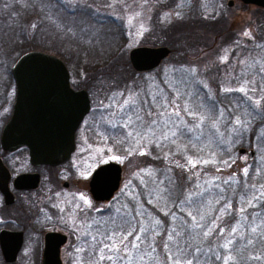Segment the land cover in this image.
Masks as SVG:
<instances>
[{"label":"snow or ice","instance_id":"1","mask_svg":"<svg viewBox=\"0 0 264 264\" xmlns=\"http://www.w3.org/2000/svg\"><path fill=\"white\" fill-rule=\"evenodd\" d=\"M244 35L250 37L248 32ZM226 60L222 58V62ZM176 72L174 79L162 82L166 87L153 85L127 95L114 94L102 123L133 145L129 155L134 151L148 155L145 149L150 144L175 146L176 151L166 152L164 158L183 156L186 163L176 160L175 167L189 175L178 180L169 168L157 179L153 170H142L148 177L142 183L156 199V204L147 201L153 205L151 211L133 195L131 203L116 208L107 219L86 214L82 235L88 264H264L260 253L242 254L257 244L264 246V184L249 182L248 168L243 169V178L235 173L227 178L209 176L207 169L217 164L215 152H208L207 158L203 154L213 143L221 142V125L238 132L256 117L264 121V96H254L255 82L245 80L239 87L223 88L220 99L204 91L206 84L200 86L195 67ZM224 100L233 106L225 107ZM190 150L196 154L189 155ZM198 167L205 169L203 181L200 171L192 172ZM222 171L216 168V172ZM80 199L91 207L85 197Z\"/></svg>","mask_w":264,"mask_h":264},{"label":"rangeland","instance_id":"2","mask_svg":"<svg viewBox=\"0 0 264 264\" xmlns=\"http://www.w3.org/2000/svg\"><path fill=\"white\" fill-rule=\"evenodd\" d=\"M70 5L83 4L95 12L99 22L105 23L112 19L113 25L100 27L94 25L93 28L82 29L83 27L76 26L74 29L66 33L69 38H102L111 37L112 34H118L121 39L124 40V45L120 47L119 51L115 54L116 56L114 65H109L105 69V74H102L100 69H96L92 63L89 67L90 70L85 71L82 66L76 65V60L72 54H76V48L73 47L65 49L71 46L70 43L65 42L64 37H58L47 22L41 25L40 28H35L33 25L30 26L24 38L21 39L20 44L16 45L17 41L10 40L11 35L18 28L14 23L12 26H0V39L6 40L5 50L0 55V82L3 84L7 79V72L5 66L11 67L13 65L12 55H17L21 48L38 50L41 52H50L54 54H63L66 52L69 54L67 57L69 61L68 68L72 79L76 76L82 82H114L123 81L127 82L122 84L118 88H114L110 92L109 98L114 94L121 92L127 95L131 90H139L143 88H149L153 85H163L162 82L169 79H174L177 75V69H191L193 67L197 70V79L200 81V86L207 85L204 91L209 92L212 95L223 99L224 93L222 89L225 87H239L242 81H254L256 92L252 93L254 96H264V9H256L253 6L241 5L234 1L233 6H227L228 0H63ZM1 2V0H0ZM2 15H0L1 19ZM85 20L83 14L76 16L74 21L69 24L74 26L78 20ZM196 18L207 21H218L214 26L205 27L202 25H196L197 30L199 27L200 37H196L194 42H188L183 38L180 39L181 35L186 34L189 29L185 25H180L179 22L194 21ZM115 19V20H113ZM131 20V24L129 23ZM75 22V23H74ZM91 22V21H90ZM92 23V22H91ZM94 23V22H93ZM115 23V24H114ZM178 26H177V24ZM175 27L178 34L173 36L170 34L172 25ZM82 25L85 26L82 22ZM56 27L53 25L52 27ZM172 27V28H171ZM67 28V26H66ZM203 31L206 33L202 35ZM18 32V31H17ZM250 33L249 36H245L244 33ZM21 34V33H19ZM18 34V35H19ZM10 37V39L8 38ZM89 37V38H88ZM185 37H188L186 35ZM8 38V39H7ZM60 38V39H59ZM172 38V39H169ZM170 40L171 45L176 49L174 55H170L167 59L163 60L158 68L151 72L137 73L131 67L128 60V53L130 49L138 46H165ZM180 40V41H179ZM81 42H87L86 39H82ZM79 46V45H78ZM168 47V45H166ZM169 48V47H168ZM170 49V48H169ZM32 51V50H31ZM93 51V54H97ZM29 52V51H28ZM171 52V49H170ZM2 54L4 57L2 58ZM56 54V55H57ZM184 54L188 56L185 57ZM7 55V56H5ZM227 57L225 62H222V58ZM60 59V58H59ZM61 60V59H60ZM176 61V62H175ZM64 63V62H63ZM65 64V63H64ZM135 72V75L130 74L128 68ZM112 68L114 71L110 75L109 70ZM100 73L102 75H100ZM94 76L98 77L97 79ZM128 76V77H127ZM93 78L92 80H87ZM100 78L105 80H100ZM104 82V83H105ZM106 84L100 85L101 89H104ZM249 84V87H252ZM93 88V85H89ZM87 88V87H86ZM92 90V89H91ZM110 90V89H107ZM5 88L0 87V100L3 101ZM229 95H240L239 93H231ZM124 97H121V102ZM111 100L106 99L104 107L110 104ZM223 104L225 107H232L233 105L224 100ZM7 110L5 112H9ZM243 111V110H241ZM107 114H103L102 117H106ZM102 117L97 120V124L93 131L95 135L89 137L88 142L90 144L97 145L89 151L79 153L76 157V161L81 162L84 167L88 165V168H94L98 164L105 162L118 163L122 167V181L118 191L114 194V197L106 205H99L100 210L99 219H107L109 215H114L116 208L121 207L126 203H131V197L137 196V202L143 204L146 210H152L153 205L148 204V199L153 200V204H156V199L150 197L148 194L147 187L142 183V179L147 180L148 177L144 175L142 170L151 169L155 172L156 178L159 179L161 174L167 169L171 168L172 174L175 172L180 178L187 179L189 173L183 172L182 169L175 167V161L179 160L180 163H186V160L181 155L169 156L165 159V153L170 151H176L175 146L156 147L155 145H148L146 151L148 155H139L137 151L129 155V149L133 148V145L123 141L115 130H109L107 124L102 123ZM234 118V117H233ZM242 119H251V117H243ZM261 122V123H258ZM264 121L260 117H256L248 125L247 128H242L240 131H232V126L221 125L220 131L224 133L222 137H218L221 141L219 144L213 143L210 149H206L205 157L207 158L208 152H215V159L217 164L210 166L207 169L209 176H220L227 178L230 174L235 173L238 178H243V169L248 168L249 173L251 172V178L249 182L256 183L257 185L264 184V126L261 124ZM83 139L80 140L79 144H83ZM240 148L252 149L255 152L254 159L248 161L246 155H239L238 150ZM196 154L194 150L189 151V155ZM111 157H119V159H111ZM226 161V163H222ZM231 164V167H228ZM222 168L224 171L216 172V168ZM83 171V170H82ZM201 172V181H203V172L205 169L197 168L193 169L192 172ZM260 173L257 175V173ZM84 176V173H83ZM195 179V177H194ZM191 186V185H189ZM238 199V197L236 198ZM157 209H160L161 205H156ZM238 208L239 205H236ZM167 210V209H164ZM162 219V211L159 213ZM85 251L72 250L69 254L72 257L87 256V248ZM31 248L24 246L22 252L23 256H29ZM248 251V250H247ZM252 254L260 253L264 255V246L257 244L256 247L252 248ZM22 256V257H23ZM245 256V255H244ZM0 260L2 257L0 255ZM25 263L24 261L22 264ZM0 264H5L3 261Z\"/></svg>","mask_w":264,"mask_h":264},{"label":"flooded vegetation","instance_id":"3","mask_svg":"<svg viewBox=\"0 0 264 264\" xmlns=\"http://www.w3.org/2000/svg\"><path fill=\"white\" fill-rule=\"evenodd\" d=\"M234 1L241 5L264 9L257 3L246 4L241 0H228L227 6H233ZM230 2H232L231 5H229ZM12 67L13 65L4 67L7 79L3 84L0 82V87L5 88L4 99L0 100V231L22 233V245L14 264H22L23 261L25 262L23 264H45V239L49 233L65 238V242L59 246L60 264H88L87 256L81 257L76 254L77 256L72 257L69 254L72 250L76 252L79 248H87L85 237L82 235L86 214L89 218L99 219L101 213H99L100 210L97 211L98 206L110 202V200L103 202L95 200L90 191L93 173L110 161L89 169L88 165L84 167L81 162L76 161V157L79 153L98 147L90 144L88 139L95 135L93 130L97 120L109 111L104 107V102L110 99V90H107L110 89V82L84 83L76 76L72 79L66 67L69 73L70 89L73 92L86 91L89 111L74 131V150L69 159L59 165L38 164L31 160L27 146L12 150H5L2 147L3 128L12 115L16 98ZM99 83L100 85L106 84L104 89H101L102 86L98 87ZM91 84L93 88L89 87ZM52 93H55L57 98L58 92L52 91L50 94ZM61 95L65 97L63 101ZM7 107L8 113L5 112ZM66 110V92H62V94L59 93L58 103L48 107L47 116L62 120ZM70 110L72 112L76 110L74 103L70 105ZM61 133L62 130H58L57 134ZM85 138L84 143L80 145V140L83 141ZM4 192H8L7 198ZM81 196L87 199L91 207L84 204V201L80 199ZM81 208L84 209L83 212L80 211ZM24 246L31 248L29 256L22 255ZM2 261L4 262L3 258Z\"/></svg>","mask_w":264,"mask_h":264},{"label":"water","instance_id":"4","mask_svg":"<svg viewBox=\"0 0 264 264\" xmlns=\"http://www.w3.org/2000/svg\"><path fill=\"white\" fill-rule=\"evenodd\" d=\"M264 7V0H241ZM232 2L229 3L231 5ZM171 54L166 46H138L130 49L128 60L137 73L151 72ZM16 84L13 112L5 124L2 147L12 150L27 146L34 163L59 165L67 161L74 150V131L89 111L85 90L73 92L69 87V73L62 60L54 55L32 50L21 55L12 67ZM57 91V98L55 93ZM66 92L67 110L62 120L48 117V107L58 103L59 93ZM65 97L61 95L63 101ZM74 103L75 111L70 110ZM59 118V117H58ZM62 130L61 134H57ZM239 155L254 159L252 149L240 148ZM122 167L110 162L100 166L92 175L90 191L97 201H109L118 190ZM4 191V190H3ZM5 198L8 192H4ZM45 264H60L59 246L65 238L55 233L46 235ZM22 233L0 231V252L6 264H14L22 245Z\"/></svg>","mask_w":264,"mask_h":264},{"label":"trees","instance_id":"5","mask_svg":"<svg viewBox=\"0 0 264 264\" xmlns=\"http://www.w3.org/2000/svg\"><path fill=\"white\" fill-rule=\"evenodd\" d=\"M92 7H88L85 6L83 4H74L73 6L68 4L67 2H64L63 0H1L0 2V15H2L1 19H0V26H12L14 25V23L16 24V26L18 27L16 29V31H14L13 35H11V38L8 37L10 40L13 41H17L16 45L21 41L22 38H24L25 34L30 31V26L31 25H35L36 29L40 28L41 25L45 24V23H49L51 30L55 33L58 34V37H61L62 40V36L65 39V42L69 41V42H73V43H77V46H74L75 44L70 43L71 46H68V48H66V44H65V49H69L73 47L76 48V54H72L73 58L76 60V65L82 66L84 68L85 71L90 70V66L92 63H96L93 66L98 70L100 69V71L102 72V74H105V69H102L103 67H108L109 65H114L116 64L115 59H116V55L115 53L119 51L120 47H122L124 45V40L121 39V36L118 34H112L113 36L111 37H104L102 36V38H109V39H99L97 40L96 38H90L87 39V37L84 38H69V36H66V33L69 32L70 30L74 29L76 26L78 27H83L82 29H87V28H93L94 25H98L100 27H105V26H110L113 25V21L112 19L105 21V23L103 22H99L98 17L96 16V14H94L95 12L91 9ZM83 14V16H85V20H81L80 18L77 19L78 20V24L76 22V24L74 26H71L69 23L71 21H74L76 16H79ZM115 20V19H113ZM92 23H91V22ZM82 22L85 26L82 25ZM94 22V23H93ZM205 27L208 26H214V24H216L218 21H205L202 20L200 18H196L194 21H189L188 23H186V21H181L179 22L180 25H185L187 29H189L188 32H186V34L180 35V39H184L188 42L189 47L190 42H194L196 40V37L201 38L200 37V31L202 30L199 27V30H197V24L198 25H202ZM75 23V22H74ZM115 24V23H114ZM177 24V23H176ZM53 25H56V27H52ZM175 24L172 25V27ZM67 26V28H66ZM178 26V24H177ZM171 27V28H172ZM176 27V26H175ZM175 27H173V29H171V35L173 36L174 34H178ZM70 28V30H68ZM18 31V32H17ZM67 31V32H66ZM21 33V34H19ZM19 34V35H18ZM206 33L203 31L202 35H205ZM186 35H188V37H185ZM7 38V39H8ZM89 38V37H88ZM174 38V36H173ZM60 39V38H59ZM82 39H86L87 42H81ZM172 39V38H169ZM67 40V41H66ZM180 41V40H179ZM6 42L5 39H3V41L0 39V55L1 53L6 49L5 48V43ZM171 41L168 40L167 43H165L166 45H168V47L171 49V54L174 55V53L176 52V49L171 45ZM79 45V46H78ZM165 45V46H166ZM25 48V46H24ZM21 48V50H19L17 55H14V53L11 52V49H8V52L12 55V61L13 63L24 53L31 51L33 49L28 48L24 49ZM71 49V50H72ZM101 50V51H96L97 54H93L95 50ZM70 50V51H71ZM48 54H52L57 56L58 58H60L66 65L67 68L71 69V67L69 66V61L67 59V57H69V54L66 52L63 54H54V53H50V52H46ZM2 58L4 57V54H2ZM185 57L188 56L187 54H184ZM7 56V55H5ZM176 62V61H175ZM125 68H128L130 74L135 75V72L133 70H131V68H129V65H126ZM113 69L110 68V70L108 71L109 74L111 75L113 73ZM100 73V75H102ZM128 77V76H127ZM94 78H98L96 76H94ZM93 78H89L87 80H92ZM100 80H105L100 78ZM105 82V81H102ZM127 82H123V81H114L112 83H110V92L114 89V88H118L119 86H121L122 84L124 85ZM220 98V97H219ZM258 123H261L258 121ZM172 175H175L177 177V179L179 180L180 177L182 176H178L175 172L172 173ZM252 173H249V177L248 179L251 178ZM252 248H249L248 251H244L242 254L245 256H248L249 254H252ZM0 262H2V260H0Z\"/></svg>","mask_w":264,"mask_h":264}]
</instances>
